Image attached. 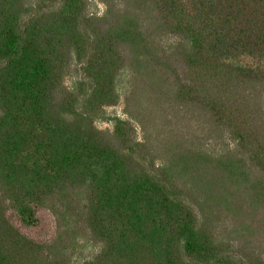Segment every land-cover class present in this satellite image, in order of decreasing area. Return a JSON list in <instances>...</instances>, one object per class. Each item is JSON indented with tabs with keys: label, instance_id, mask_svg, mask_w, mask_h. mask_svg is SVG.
Here are the masks:
<instances>
[{
	"label": "trees",
	"instance_id": "trees-1",
	"mask_svg": "<svg viewBox=\"0 0 264 264\" xmlns=\"http://www.w3.org/2000/svg\"><path fill=\"white\" fill-rule=\"evenodd\" d=\"M89 1L0 0V264H264V0Z\"/></svg>",
	"mask_w": 264,
	"mask_h": 264
},
{
	"label": "rangeland",
	"instance_id": "rangeland-1",
	"mask_svg": "<svg viewBox=\"0 0 264 264\" xmlns=\"http://www.w3.org/2000/svg\"><path fill=\"white\" fill-rule=\"evenodd\" d=\"M29 3H35L36 0H28ZM89 11L98 15H102L105 11V6L98 0L89 1ZM70 85V81H68ZM125 80L119 87V101L116 105L104 108V118L96 120L95 126L102 130H112L113 118L118 117L126 120L130 119L127 105L125 104L124 97L126 96ZM167 116L177 117L174 112L183 114L179 109L170 108L167 106ZM158 113V112H157ZM174 123V122H173ZM172 123V124H173ZM177 124V122H175ZM168 123L162 120L161 128L167 127ZM178 125V124H177ZM179 126V125H178ZM137 137L142 139L143 132L140 126L136 123ZM11 221L18 229L29 239L48 245L56 241H61V245L67 248L70 252V261L77 264L85 259L94 255L98 249L97 244L93 239H90L86 233L80 231L77 227H72V222L66 219L63 221L58 213L53 211L50 206H42L37 212V223L32 226L24 227L15 218L14 213L10 214Z\"/></svg>",
	"mask_w": 264,
	"mask_h": 264
}]
</instances>
